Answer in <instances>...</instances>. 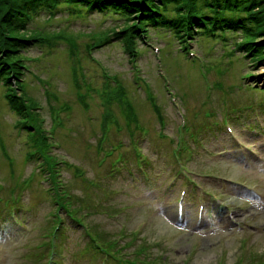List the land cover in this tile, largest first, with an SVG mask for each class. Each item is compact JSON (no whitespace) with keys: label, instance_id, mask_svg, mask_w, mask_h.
Instances as JSON below:
<instances>
[{"label":"rangeland","instance_id":"obj_1","mask_svg":"<svg viewBox=\"0 0 264 264\" xmlns=\"http://www.w3.org/2000/svg\"><path fill=\"white\" fill-rule=\"evenodd\" d=\"M66 16L60 9L53 22L50 19L47 24L45 19L48 16L43 15L35 23L45 27L46 32L69 30L80 33L82 46L79 56L88 54L83 44L90 41V33L113 27L117 18L105 15V19L100 13H93L87 18ZM152 34V49L141 52L135 63L118 43L100 47L89 54L90 58H82L83 68L78 70V83L84 85L83 92L88 88L85 82L90 85L88 109L79 101L77 85L71 74L72 60L63 39L53 38L57 42L54 54L46 52L47 49L41 45L24 51L34 59L31 64L33 71L27 75L30 82V87L27 83L28 91L44 105L42 115L45 116L46 129L55 131L53 141L61 142V148H53L54 152L79 165L86 178L93 180L86 183L83 178L78 179L74 168L64 171L69 189L76 194L87 195L92 205L87 207L91 214L84 220L80 215L72 217L84 229H75L70 219L67 221L70 227H66L61 242H58L55 264H101L104 256L93 257V248L89 243L91 239L97 240L96 232L109 233L105 237L107 240L125 234L121 244L129 243L128 251L137 248L140 239L141 245L146 240L148 252L157 256L156 264H244L240 260H245L248 255L255 257L247 259V264H264V94L243 86L242 82L243 75L252 74L244 79L246 83L264 84V62L255 66L240 52L235 57H226L227 50L240 40L239 31L229 34L226 47L217 41L212 62L227 68V73L221 75L218 71H210L212 83L221 81L223 88L213 89L208 107L210 112H216L213 125L220 126L212 129L211 134L200 136L206 143V150H201L198 142H191L190 146L187 137L184 144L189 148L187 156H193L188 163L192 169L225 176L230 181L198 176L195 177L196 182H201L206 190L197 191L182 176L173 180L178 166L172 147H176L180 130L176 109L186 114L189 128L201 131L203 122L210 121L208 118H204L203 122L197 121L201 107H205L207 86L210 84L202 68L181 55L175 47L179 43L172 42L169 32H163L160 37L155 31ZM156 46L163 49L159 57L163 79L157 75L159 60L154 49ZM191 49L200 54L209 49V43H194ZM104 68L133 88L131 96L135 97L140 122L147 127L146 139L140 138V134L136 137V144L143 150L141 160L134 155L133 137L128 132L125 116L116 106L113 111L123 128L112 125L103 148L98 147L105 109L100 96L105 83ZM136 72L149 79L155 92L158 83L159 94L163 97L162 102L159 99L161 113L168 120L165 127L160 125L157 114L146 99L142 88L146 86V79H140V89L132 86ZM36 75L41 78L40 81ZM4 90L0 83V264H53L48 259H40L39 247L47 238L56 246L57 239L53 238L55 227L50 220L51 215L60 213V210H56L46 191L49 185L46 174L34 159L28 160L32 149L29 138L17 124L18 114L11 109ZM46 90L53 94L48 95ZM169 93L176 97V107ZM48 102L61 106V115L65 118L61 127L52 120ZM63 103L69 104V108L62 109ZM224 105L237 107L225 114L220 109ZM226 119L234 124L243 140V147L235 145L229 137L224 128ZM118 142H123L124 146L115 149L113 154L108 153L110 146ZM140 164L144 165V169L139 167ZM116 170L119 172L114 174ZM25 179L28 180L26 185L22 183ZM183 185H188L189 191L186 199L181 201L179 189ZM211 191L219 197L210 194ZM216 198H221L223 204L216 205ZM200 199L207 203L203 222L198 220L197 213ZM46 233L50 235L46 236ZM107 264H110L108 259Z\"/></svg>","mask_w":264,"mask_h":264},{"label":"trees","instance_id":"obj_2","mask_svg":"<svg viewBox=\"0 0 264 264\" xmlns=\"http://www.w3.org/2000/svg\"><path fill=\"white\" fill-rule=\"evenodd\" d=\"M60 9L63 16L67 15V18H82V16L87 18V16L98 12L107 16H117L113 27L90 33V41L83 44L86 52L106 44L113 46L118 43L129 54L130 60H133L139 52V43L144 45L145 51L151 49L152 32L158 33L159 37L163 32H169L170 37L173 38L172 42L180 44V51L183 49L187 52L189 39L208 42L210 47L207 50H210V53L206 55L208 57L205 68L207 74L211 70H215L221 75H226L227 68L212 62L213 50L216 48L217 41H222L220 36L223 33L228 38L222 41L224 47L228 46L230 35L234 32L239 31L241 37L236 41V46L227 50L226 57H235L238 55L236 53L240 52L242 57L251 59L256 64L255 66L264 62V0H0V83L5 87L4 95L9 100L11 109L18 114L17 123L27 131L30 138L29 144L32 148L29 151L30 160L34 159L43 174H46L47 179L52 181L50 188L46 189L52 203L58 209L62 208L65 217L73 221L72 217L78 218L83 209L92 203L84 194L73 193L71 197L66 198L63 192L67 190L60 188L58 182L60 167L62 169L63 167L74 168L77 177L80 176V170L67 160L64 165L60 166L59 161L62 159L49 151L51 141L42 123V113L37 108L38 101L30 95L27 83L23 78L25 59L27 58L23 51L38 44L52 46L54 44L50 37H55L63 39L67 44L72 59V76L75 80L77 79L79 68L77 64L81 63L83 57H88L87 54L81 58L77 56L82 46L79 42L81 34L69 30L64 32L54 30L51 34L46 32L45 27L35 23L43 15L48 16L45 21L49 23L48 21L53 20ZM144 38H147V43ZM173 43L169 44L173 45ZM181 55L189 62L191 61L183 51H181ZM193 64L196 65V63ZM193 71H196V68ZM117 82L118 85L115 87L107 80L101 90L105 111L102 122L103 135L98 140L99 147L108 137L109 122L116 124L117 127L120 126L117 115L113 111L115 106L125 116L129 134L133 136L135 131L142 126L136 102L131 97L132 89L120 79ZM216 85V88H223L221 81H218ZM47 93L49 94V92ZM79 97L85 103L84 94H80ZM210 98H205L207 100L204 103L205 107H201L197 121L203 122L204 118L210 117L211 112L208 107ZM148 99L158 114L160 122H164L165 117L161 113V106L157 103L153 92L148 93ZM205 125L206 123L203 122V128ZM191 136L199 145H203L204 140L200 139V136L197 138L194 131L191 132ZM84 199L87 201L86 204H84ZM50 222L52 227H55L59 218L54 214ZM101 233L96 232L97 240H90L89 243L93 249L97 250L98 241L103 242L107 237V233ZM47 234L50 235V233H46V236ZM51 245V240L48 238L47 241L41 243L39 250L42 261L49 260L51 250L54 249V247L51 248ZM111 245L112 242H108V246ZM137 245L138 247L132 250L134 252L132 259H126L124 262L128 264H156L157 256H152L148 252L149 245L146 242L141 245V241Z\"/></svg>","mask_w":264,"mask_h":264},{"label":"bare ground","instance_id":"obj_3","mask_svg":"<svg viewBox=\"0 0 264 264\" xmlns=\"http://www.w3.org/2000/svg\"><path fill=\"white\" fill-rule=\"evenodd\" d=\"M98 13L103 14L102 12H98ZM103 16H105V15L103 14ZM105 19H107V17ZM138 49H139V52L137 54H139L140 52H142L144 50V45L141 44V47H139ZM156 49H157L158 52L162 51V47L156 46Z\"/></svg>","mask_w":264,"mask_h":264}]
</instances>
